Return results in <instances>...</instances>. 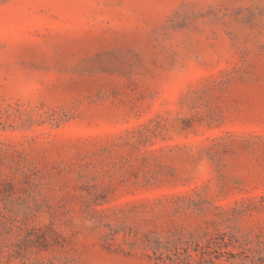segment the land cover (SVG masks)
<instances>
[{
  "label": "rangeland",
  "instance_id": "374dc122",
  "mask_svg": "<svg viewBox=\"0 0 264 264\" xmlns=\"http://www.w3.org/2000/svg\"><path fill=\"white\" fill-rule=\"evenodd\" d=\"M0 224V264H264V0H0Z\"/></svg>",
  "mask_w": 264,
  "mask_h": 264
},
{
  "label": "trees",
  "instance_id": "16d2710c",
  "mask_svg": "<svg viewBox=\"0 0 264 264\" xmlns=\"http://www.w3.org/2000/svg\"><path fill=\"white\" fill-rule=\"evenodd\" d=\"M0 229H1V224H0ZM2 233H1V230H0V235H1ZM31 236H33L32 234H31V232H29L27 235H26V243H32L34 240L31 238ZM35 237L36 238H38V236L37 235H35ZM37 240V239H36ZM0 252H2V251H0Z\"/></svg>",
  "mask_w": 264,
  "mask_h": 264
}]
</instances>
